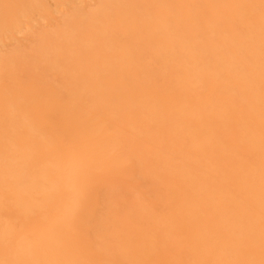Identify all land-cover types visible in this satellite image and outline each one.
<instances>
[{
	"label": "bare ground",
	"instance_id": "1",
	"mask_svg": "<svg viewBox=\"0 0 264 264\" xmlns=\"http://www.w3.org/2000/svg\"><path fill=\"white\" fill-rule=\"evenodd\" d=\"M0 264H264V0H0Z\"/></svg>",
	"mask_w": 264,
	"mask_h": 264
}]
</instances>
